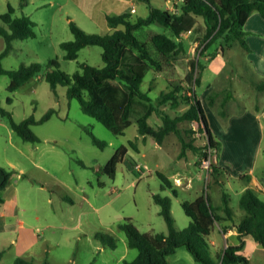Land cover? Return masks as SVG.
I'll return each instance as SVG.
<instances>
[{
  "label": "rangeland",
  "instance_id": "1",
  "mask_svg": "<svg viewBox=\"0 0 264 264\" xmlns=\"http://www.w3.org/2000/svg\"><path fill=\"white\" fill-rule=\"evenodd\" d=\"M106 1L27 0L25 3L23 0H0L1 28L6 27L2 16L12 5L15 17L29 16L35 22L37 34L35 38L13 42L12 51L2 59L3 69L17 71L23 65L34 63L43 66L38 77L15 92L9 90L11 76H0V168L13 172L9 186L1 192L5 203L0 205V215L5 211L13 226L7 232L0 231V250L5 251L0 264H14L18 258L35 264H45L46 260L50 264L132 262L139 252L130 248L128 236L121 228L126 218L132 219L143 233L169 232L161 215L162 207L155 196L171 199L176 226L182 230L191 223L182 207L184 200L193 201L206 191L214 207H222L226 190L231 197L235 218L239 221L245 214L240 201L247 185L239 179V171L256 163V173L261 175L264 153L258 155V150L262 134L256 131L248 138L228 136L226 128L231 119L227 123L219 119L208 105L207 94L213 89L218 90V107L220 101L232 93L233 98L228 99L229 107L234 110L231 117L241 115L243 108L255 107L263 96H257L245 78L250 75L241 49L227 52L226 56L216 53L217 44L205 49L206 25L203 18H199L193 33L184 35V51L178 55L157 56L163 60V70L150 71L141 88L157 101L172 86L183 84L192 69L191 63L200 59L205 70L202 85L196 88V92L208 111L213 133L222 144L217 156L213 153L208 159L193 147L205 148L207 144L197 122L181 124L183 130L192 128L195 131L193 135L184 134L186 142L196 139L192 146L185 145L175 133L158 145L154 137L139 135L138 119L147 112L148 102L134 101L132 125L124 134H117L84 113L80 102L68 96V86L52 88L46 74L48 63L53 59H59L61 69L70 75L79 71L83 63L104 66L103 48L100 46L84 48L79 58L71 61L66 59L61 45L74 40L70 19L88 33L111 34L113 30L107 17L121 15V12L106 6ZM176 2L173 0L170 10L177 7ZM155 4L167 9L165 0H158ZM144 9L145 4L142 3L138 14L131 13L133 19L143 17ZM158 33L171 35L166 28L153 25L144 31L142 39L151 44V37ZM5 49L6 41L0 35V53ZM122 57L127 63L138 62L136 56L128 51L122 53ZM188 108L183 100L177 107L170 103L162 105L159 112L152 114L149 123L159 129L163 125V113L178 117ZM52 109L55 113L50 120L32 128L40 142L25 141L13 129L12 119L16 123L31 117L40 120ZM91 132L107 145H96ZM131 141L136 142L138 150L130 147ZM224 143L227 144L226 158L222 153ZM122 145L129 147V153L119 164L113 179L103 169ZM233 155L243 156L242 162ZM216 163L224 172L217 180L212 175V164ZM227 170L231 174H226L229 173ZM158 172L170 178L175 187L168 188ZM241 173H247V170ZM107 234L116 239V249L104 245L97 238ZM228 240L230 244L239 243L238 234L229 236ZM220 244L225 247V242ZM243 253L252 255L253 264H264L263 247L254 241L248 243ZM169 262L198 264L185 246L179 247L169 257Z\"/></svg>",
  "mask_w": 264,
  "mask_h": 264
},
{
  "label": "trees",
  "instance_id": "2",
  "mask_svg": "<svg viewBox=\"0 0 264 264\" xmlns=\"http://www.w3.org/2000/svg\"><path fill=\"white\" fill-rule=\"evenodd\" d=\"M23 2L26 3L27 0ZM135 2L147 5L150 10L149 16L136 20L131 13L108 16L109 26L113 30L111 34L88 33L70 19L74 40L61 45L66 59L77 60L80 51L84 48L100 46L103 48L104 66L95 67L83 63L79 71L70 75L61 69L59 59H53L47 66V81L54 90L59 85L68 86V96L80 102L84 113L94 117L117 134H124L132 125L131 116L136 99L146 101L149 105L147 112L138 119L139 135L154 137L158 145H162L167 136L175 133L182 138L185 145L192 146L196 139L186 142L184 134L193 135L195 131L192 128L185 131L181 128V124L197 122L201 133L206 136L207 144L205 148L193 147L208 159L213 153L217 156L222 144L216 139L203 101L196 92V88L202 85L205 70V65L200 59L191 63L192 69L183 84L172 86L171 90L163 92L157 101H154L141 87L150 71L163 70V60L159 59L158 55L167 57L172 53L178 55L184 51V35L196 30L199 18H203L206 25V35L203 39L206 50L217 44L219 48L216 53L226 56L227 52L241 49L245 57L250 51L245 25L254 13H260L264 18V0H183L174 10L155 6L153 0H135ZM14 15L15 9L9 5V11L2 16L6 27H0V35L6 41V49L0 53V76L4 74L11 76L9 86L11 92L19 90L43 71V66L38 63L30 66L23 65L17 71L3 69L2 59L12 51L13 42L18 39L35 38L37 35L36 24L29 16L15 17ZM153 25L166 28L171 35L158 33L151 37V44L147 43L142 39V34ZM127 51L136 56L137 63H127L122 59V53L125 54ZM246 69L250 75L245 76L248 83L251 84L257 96H264V78L256 75L248 61ZM217 97L218 90L210 91L207 94L208 105L216 112L219 119L227 123L234 112L229 107L228 100L233 98L232 93L228 94L229 98L220 101L218 107L216 106ZM181 100L189 107L183 115L173 117L166 112L163 113V125L159 129L149 123L152 114L160 111V106L170 103L173 107H177L181 104ZM54 113L55 110L52 109L40 120L31 117L22 123H16L12 119L13 129L25 141L38 143L41 140L33 131V126L50 120ZM91 134L96 145L100 147L107 145L92 132ZM130 147L138 150L135 141L130 142ZM128 153L129 147L122 145L104 167V172L115 179L118 166L124 162ZM212 169L214 170L212 175L216 180L224 173L217 163L212 164ZM12 175V171L0 168V205L5 203L1 192L9 186ZM158 175L168 188L175 187L165 174L158 172ZM240 177L247 182L251 181L250 175ZM222 186L224 187V183ZM261 193L255 188L246 189L240 201V207L245 214L239 221L235 218L236 214L230 205L231 197L226 190L223 192L222 207H214L212 198L206 191L193 201L184 200L182 207L190 217L191 223L189 227L182 230L176 226L171 199L155 196L156 202L162 207L161 215L166 220L169 232L167 234L143 233L134 225L132 219L126 218L121 228L128 236L130 248L137 249L139 252L134 261L126 262V264H170L169 257L182 246L188 249L198 264H252L243 251L247 238H251L264 248V198ZM223 222L229 224L224 225ZM218 224L222 226L225 233L235 228L239 244L228 243L226 248L214 253L209 240ZM97 238L104 245L112 249L117 248V241L113 236L98 235ZM4 255L5 251L0 250V262ZM14 264L35 263L25 258H18ZM45 264L50 262L46 260Z\"/></svg>",
  "mask_w": 264,
  "mask_h": 264
},
{
  "label": "crops",
  "instance_id": "3",
  "mask_svg": "<svg viewBox=\"0 0 264 264\" xmlns=\"http://www.w3.org/2000/svg\"><path fill=\"white\" fill-rule=\"evenodd\" d=\"M158 0H153V3L155 6V2ZM177 6L180 5V2L183 0H176ZM161 2V0H159ZM167 9H170V5L173 2V0H165ZM142 3H137L135 0H107L105 2L106 6H109V8H116L119 10V14H125V13H135L138 14V11L140 10ZM133 10H136L135 12ZM150 14V10L145 5L144 9V16L148 17ZM197 29V27H196ZM245 30L247 31V43L249 45L250 51L247 53L246 60L251 64L252 69L255 71L256 75L259 78H264V18L261 16L260 13H254L249 20L247 21L245 25ZM203 101V100H202ZM258 104V106H256ZM255 105V107H247L244 112L241 113V115H234L230 119V123L228 124L227 135L228 136H236L237 138L241 137H250L254 135V133L257 131L262 134V140L261 144L258 150V155L264 153V96L260 101ZM206 108V107H205ZM207 115L208 111L206 109ZM209 116V115H208ZM209 118V117H208ZM241 136V137H240ZM223 157L226 158L227 154V144L224 143L223 147ZM241 155H243L241 153ZM235 159L242 162V157H238L237 155H233ZM256 165V163H255ZM249 165L248 167H243L240 169V175L239 179H241L240 176L243 175H250L251 181L247 182L244 180L247 185L243 189V193L248 188H255L258 191H261L262 197L264 198V161L262 165L261 175H257L256 173V166ZM247 170V173H241L243 171ZM227 172H229L227 170ZM227 174H231L230 172ZM237 177V176H235ZM243 180V179H241ZM242 193V194H243ZM0 231L7 232L8 229L13 226V224L10 221V218L7 216V213L5 211L1 212L0 215ZM224 225H228V222H223ZM217 230L219 233H216ZM237 234V231L235 228L230 229L227 233L223 231V228L221 225H217L214 232L210 236V243L214 247V253L217 251H220L227 247L229 240V236H234ZM221 235V236H219ZM223 237V238H222ZM252 239L247 238L246 239V245L247 247L248 243H250ZM253 241V240H252ZM221 242H225V247H222L220 244ZM17 243V242H16ZM234 244V245H238ZM257 244V243H256ZM259 245V244H257ZM255 249L258 248V246H254ZM244 248V250H245ZM264 250V248H263ZM252 262V255L248 256ZM253 264V263H252Z\"/></svg>",
  "mask_w": 264,
  "mask_h": 264
},
{
  "label": "water",
  "instance_id": "4",
  "mask_svg": "<svg viewBox=\"0 0 264 264\" xmlns=\"http://www.w3.org/2000/svg\"><path fill=\"white\" fill-rule=\"evenodd\" d=\"M205 132H206V134H208V131L207 130ZM208 138H210V137L208 136Z\"/></svg>",
  "mask_w": 264,
  "mask_h": 264
},
{
  "label": "built area",
  "instance_id": "5",
  "mask_svg": "<svg viewBox=\"0 0 264 264\" xmlns=\"http://www.w3.org/2000/svg\"><path fill=\"white\" fill-rule=\"evenodd\" d=\"M134 12L136 11V10H133Z\"/></svg>",
  "mask_w": 264,
  "mask_h": 264
}]
</instances>
